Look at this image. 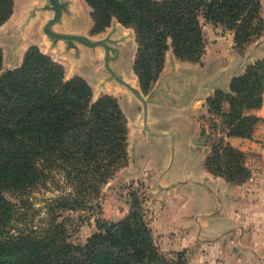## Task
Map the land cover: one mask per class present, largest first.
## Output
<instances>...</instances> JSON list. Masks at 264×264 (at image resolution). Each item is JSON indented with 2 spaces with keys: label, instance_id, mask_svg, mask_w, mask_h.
Listing matches in <instances>:
<instances>
[{
  "label": "trees",
  "instance_id": "1",
  "mask_svg": "<svg viewBox=\"0 0 264 264\" xmlns=\"http://www.w3.org/2000/svg\"><path fill=\"white\" fill-rule=\"evenodd\" d=\"M92 8V34L114 18L136 34L134 72L149 95L172 48L182 61L200 62L206 49L204 23L221 26L241 47L264 35L263 0H85ZM15 0H0V26L14 14ZM3 51L0 47V68ZM264 60L231 81L230 91L208 98L226 118L225 138L205 161L207 170L231 183L252 176L243 152L226 138H252L263 104ZM81 77L67 79L65 68L37 46L22 65L0 78V264H186L161 256L141 206L117 224L102 225L84 246L68 242L59 211L85 209L128 159V120L116 98L95 101ZM229 110L224 112V104ZM61 172L73 191L48 206L53 222L42 230L15 227L18 209L4 197H23Z\"/></svg>",
  "mask_w": 264,
  "mask_h": 264
},
{
  "label": "rangeland",
  "instance_id": "2",
  "mask_svg": "<svg viewBox=\"0 0 264 264\" xmlns=\"http://www.w3.org/2000/svg\"><path fill=\"white\" fill-rule=\"evenodd\" d=\"M16 1V12L14 11L11 24L0 28V47L3 51L0 78L22 65L30 47L38 44L43 51L52 52L53 42L55 43L49 24L58 15L56 6L53 8L37 0ZM87 9L89 18L91 10ZM77 10L83 13L78 7ZM29 16L35 17V20H30ZM25 23L28 30L19 36L16 27ZM32 23L40 29L35 31L34 27L31 28ZM211 33L214 36L213 31ZM221 33V30L217 32L218 35ZM210 35L206 34L205 38L206 42L212 43ZM224 37H229V34L225 32ZM258 39L264 41V35L255 40ZM85 42L87 46L95 45L88 39ZM77 45L73 47L76 48ZM255 46V43L235 46L238 52L233 56L232 63H237L236 69L242 67L245 71L249 65L258 62L260 57L264 58V49L254 55ZM76 56L78 58L79 55H72L73 60L65 58L69 69V74L65 69L67 79H72L70 76L77 71ZM19 60L22 61L20 66L10 67ZM85 72L88 73L81 78L92 88L93 99L97 101L105 95L116 98L127 117L129 155L125 165L103 185L97 201L85 209L58 212V222L64 223L68 242L84 246L93 235L101 231L102 225L120 223L132 210L141 206L159 252L165 259L176 260L177 254L183 252L186 264H238L229 255H225V258L218 256L219 250L227 247L224 240L217 245H206L205 250L199 253L195 243L197 230L191 221L193 215L192 220L198 228L202 226L206 231L211 218L206 216L205 211H211L212 207L219 208L224 201L223 193L216 185L207 181L203 173H206L204 160L213 154V148L225 138L228 131L226 118L211 110L208 101L190 104L188 116L191 115L195 125L199 126V136L196 126L186 118L182 104L172 101L165 107H149V103L139 101H144L147 95L141 94L139 99L133 91L130 75L127 76V82L121 84L119 79L111 77L105 67ZM76 77L79 76L73 78ZM223 109L224 112L228 111L229 104L225 103ZM154 129H168L175 134V138L167 135L170 132H165L164 136L168 137L155 134ZM166 173V180L175 183L165 182L163 178ZM49 176L45 184L34 187L26 196L21 197L11 191L4 192V197L18 209L15 221L18 229L39 231L48 228L54 218L49 213L48 206L52 201L73 191L61 172L54 171ZM223 236L216 241H220ZM232 245L233 251L238 252L239 245Z\"/></svg>",
  "mask_w": 264,
  "mask_h": 264
},
{
  "label": "crops",
  "instance_id": "3",
  "mask_svg": "<svg viewBox=\"0 0 264 264\" xmlns=\"http://www.w3.org/2000/svg\"><path fill=\"white\" fill-rule=\"evenodd\" d=\"M37 1L44 3V5L48 4L53 8L55 6L54 0ZM59 2L62 6L61 16L50 27L52 32L57 35L53 37L55 43L53 42L52 52L43 51L38 44L34 46H38L42 52L63 64L67 74H69V69L65 58L71 60L73 54H78V58L76 56L78 63H75L78 68L75 74L70 76L71 78L75 76L83 78L85 77L84 74L88 73L85 72L86 70L95 68L101 70V67H105L111 77L115 80L119 79L120 83H126L127 76L130 75L131 87L140 99L143 93L133 68L138 49L134 29L127 28L119 23L117 19H114L111 26L104 32L97 35L92 34L94 25L91 15L92 8L85 0H59ZM16 4L17 1L15 0ZM77 7L82 9L83 13L78 12ZM87 8L91 10L89 18L88 13H86ZM262 15L264 17V9ZM13 16L14 14L0 28L11 24ZM34 18L31 17L30 20L33 21ZM32 27H34L33 23ZM16 29L19 36L24 35L28 30L27 23L21 24ZM33 29L38 31L40 28L35 26ZM219 30L222 33L218 35ZM212 31L214 36L210 35ZM225 32L229 34V37H224ZM204 34L205 37L206 34L210 35L211 39L209 40H213V42H206L202 61H182L175 56L173 49L170 48L166 54L163 72L153 90L144 100L149 103V107L151 105L165 107L167 103L172 101L182 104L186 118H188L190 124L194 125L191 115L188 116L189 105H196L197 102L206 103L208 98L213 96L215 91L219 89L229 92L232 79L244 72L242 67L240 69L235 68L237 63L236 65H233L234 62L232 63L233 56L238 52L235 49L236 43L232 32L205 22ZM85 39L91 40L95 45L93 47L87 46ZM251 43L257 45L255 46L254 55H257L261 50L263 51L264 41L258 39L253 40ZM75 44H78L76 48L73 47ZM236 59L237 57L235 61ZM261 59L264 58L260 57ZM21 62L19 60L10 67L16 68L20 66ZM139 101L143 103L142 99ZM253 114L260 118V122L256 125L252 138H226V141L235 149L245 154V164L252 172L251 178L242 184L231 183L222 177L213 175L205 166L204 178L206 177L207 181L216 185L223 193L224 201L221 202L219 208L212 207L211 211H205L206 216L211 218L206 231L202 226L198 228L192 220L193 215L191 216L192 224L195 225V230H197L195 243H197L198 252L202 253L206 245H217L224 240L223 243L227 247L219 250L218 256L225 258V255H229L231 260L238 264H264V95L261 108L255 110ZM195 126L197 134L201 136L199 126ZM154 132L155 134H165V132L173 134L168 129H154ZM166 175L167 173L163 178L165 182L175 183L166 180ZM182 195L185 197L184 193ZM222 235H224L223 238L216 241ZM212 241L214 242L210 243ZM232 244L239 245L238 252L233 251L232 247L234 245Z\"/></svg>",
  "mask_w": 264,
  "mask_h": 264
},
{
  "label": "water",
  "instance_id": "4",
  "mask_svg": "<svg viewBox=\"0 0 264 264\" xmlns=\"http://www.w3.org/2000/svg\"><path fill=\"white\" fill-rule=\"evenodd\" d=\"M54 4H55L56 9H57V12H58V15H57V17L55 18L54 21H58L59 18H60V16H61V13H62V6L60 5L59 0H54ZM54 21H53V22H54ZM53 22H51V23L49 24L50 27H51V25L53 24ZM50 27H49V30H50V34H51L52 32H51ZM47 31H48V30H47ZM48 32H49V31H48ZM51 35H52L53 37L57 36V35H55L54 33L51 34ZM143 103L146 104L147 102H146V101H143ZM161 135L164 136V135H166V134H161ZM167 135L171 136L172 139L174 138V136H173L172 133H167Z\"/></svg>",
  "mask_w": 264,
  "mask_h": 264
}]
</instances>
